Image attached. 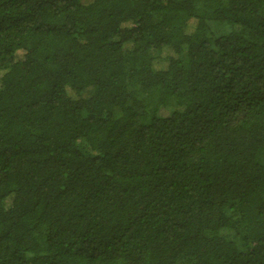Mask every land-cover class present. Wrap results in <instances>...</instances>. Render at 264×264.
<instances>
[{
	"label": "trees",
	"instance_id": "obj_1",
	"mask_svg": "<svg viewBox=\"0 0 264 264\" xmlns=\"http://www.w3.org/2000/svg\"><path fill=\"white\" fill-rule=\"evenodd\" d=\"M0 264H264V0H0Z\"/></svg>",
	"mask_w": 264,
	"mask_h": 264
},
{
	"label": "rangeland",
	"instance_id": "obj_2",
	"mask_svg": "<svg viewBox=\"0 0 264 264\" xmlns=\"http://www.w3.org/2000/svg\"><path fill=\"white\" fill-rule=\"evenodd\" d=\"M90 92V89H87L86 91L83 92L84 96H87ZM177 106L174 104H171L169 106L166 107H160L159 110V115L161 116H169L173 111L177 110Z\"/></svg>",
	"mask_w": 264,
	"mask_h": 264
}]
</instances>
